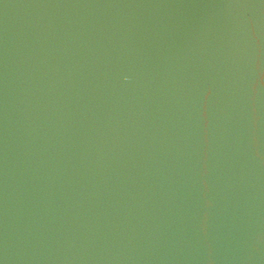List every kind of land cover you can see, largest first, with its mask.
Segmentation results:
<instances>
[{"label": "water", "instance_id": "obj_1", "mask_svg": "<svg viewBox=\"0 0 264 264\" xmlns=\"http://www.w3.org/2000/svg\"><path fill=\"white\" fill-rule=\"evenodd\" d=\"M0 264H264V0H0Z\"/></svg>", "mask_w": 264, "mask_h": 264}]
</instances>
